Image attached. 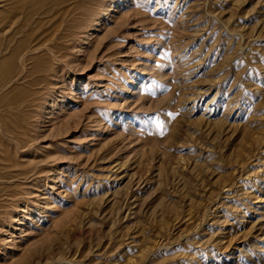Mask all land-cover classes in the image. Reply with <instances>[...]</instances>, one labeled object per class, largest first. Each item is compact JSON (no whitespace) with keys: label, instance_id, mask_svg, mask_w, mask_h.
<instances>
[{"label":"rangeland","instance_id":"rangeland-1","mask_svg":"<svg viewBox=\"0 0 264 264\" xmlns=\"http://www.w3.org/2000/svg\"><path fill=\"white\" fill-rule=\"evenodd\" d=\"M0 264H264V0H0Z\"/></svg>","mask_w":264,"mask_h":264}]
</instances>
